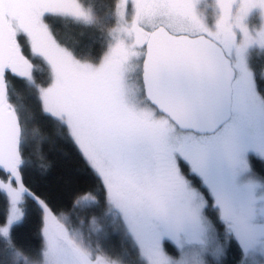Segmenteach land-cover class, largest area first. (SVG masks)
<instances>
[{
  "label": "snow or ice",
  "instance_id": "1",
  "mask_svg": "<svg viewBox=\"0 0 264 264\" xmlns=\"http://www.w3.org/2000/svg\"><path fill=\"white\" fill-rule=\"evenodd\" d=\"M52 129L99 181L68 210L25 179L48 167ZM254 157L264 0H0V264H209L233 238L239 264H264ZM29 202L35 256L17 236Z\"/></svg>",
  "mask_w": 264,
  "mask_h": 264
},
{
  "label": "trees",
  "instance_id": "2",
  "mask_svg": "<svg viewBox=\"0 0 264 264\" xmlns=\"http://www.w3.org/2000/svg\"><path fill=\"white\" fill-rule=\"evenodd\" d=\"M59 35L68 41L73 39V30L60 28ZM47 154L48 167L44 171H30L25 179L31 189L40 197L50 203L58 210L70 209L78 194L84 190L98 187L99 181L96 180L91 171L87 168L79 152L71 143L59 139L56 130H51V140L45 148ZM254 170L264 175V162L257 158L251 161ZM3 199L0 198V208ZM218 234L223 233L224 227L217 223ZM42 222L36 206L29 202V213L26 221L19 228L17 236L20 243L28 254L35 256L44 246V238L41 232ZM123 243L121 235L116 232L110 234L108 247L119 251ZM165 249L170 255L177 256L175 248L165 243ZM229 262L237 264L241 260V253L236 245L231 244L229 251Z\"/></svg>",
  "mask_w": 264,
  "mask_h": 264
},
{
  "label": "rangeland",
  "instance_id": "3",
  "mask_svg": "<svg viewBox=\"0 0 264 264\" xmlns=\"http://www.w3.org/2000/svg\"><path fill=\"white\" fill-rule=\"evenodd\" d=\"M43 238H44V237H43ZM218 239H219V242H220L222 245H225L224 231H223V233L218 234ZM233 239H234V238H233ZM234 240H235V239H234ZM236 243L238 244L237 241H236ZM228 246H229V243H227V244L225 245V253H224V255L221 256L218 260H217L216 258L212 257V256H207L206 259L209 260V264H231V263L229 262V257H228L229 254H227V252H226ZM177 254H178V253H177ZM177 256H178V255H177ZM241 258H242V257H241ZM257 259H259V258L257 257ZM239 262H240V260L238 261L237 264H239Z\"/></svg>",
  "mask_w": 264,
  "mask_h": 264
},
{
  "label": "flooded vegetation",
  "instance_id": "4",
  "mask_svg": "<svg viewBox=\"0 0 264 264\" xmlns=\"http://www.w3.org/2000/svg\"><path fill=\"white\" fill-rule=\"evenodd\" d=\"M218 224H219V223H218ZM220 225H221V224H220ZM222 226H223V225H222ZM223 227H224V226H223ZM169 243H170V242H169ZM231 244L236 245L238 251H239V252L241 253V255H242V250L239 248V245L236 243V241H235L234 239H232V240L229 242V246L227 247V250H226L227 254H229ZM170 246L173 247V248H175L174 245H172L171 243H170Z\"/></svg>",
  "mask_w": 264,
  "mask_h": 264
}]
</instances>
